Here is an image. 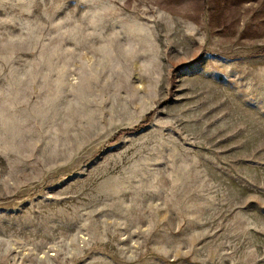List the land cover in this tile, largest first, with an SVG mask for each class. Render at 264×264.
<instances>
[{
  "label": "rangeland",
  "instance_id": "374dc122",
  "mask_svg": "<svg viewBox=\"0 0 264 264\" xmlns=\"http://www.w3.org/2000/svg\"><path fill=\"white\" fill-rule=\"evenodd\" d=\"M0 264H264V0H0Z\"/></svg>",
  "mask_w": 264,
  "mask_h": 264
}]
</instances>
